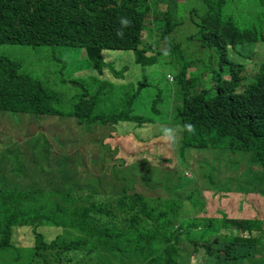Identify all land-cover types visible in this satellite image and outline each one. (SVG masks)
Listing matches in <instances>:
<instances>
[{
  "label": "trees",
  "instance_id": "trees-1",
  "mask_svg": "<svg viewBox=\"0 0 264 264\" xmlns=\"http://www.w3.org/2000/svg\"><path fill=\"white\" fill-rule=\"evenodd\" d=\"M241 1L0 0V48L5 47L0 54V145L11 142L15 152L9 162L18 172L12 169V175L27 179V186L15 188L0 177V250L15 248L14 230L20 229L31 236L25 240L31 246L23 247L26 264H184L188 249L191 264L239 259L264 264V213L254 204L228 217L229 202L239 193L250 195L248 203L253 194L264 199V61H256L264 52H255L264 48V0H244L246 12L240 11ZM182 4H189V12L178 7ZM160 6L166 10L156 14L152 40L145 19ZM192 16L198 18L191 22L192 32L183 40L172 37ZM124 19L130 24L123 25ZM45 47L80 49L87 57L84 66L95 86L77 84L81 93L65 114L53 106L58 66L35 76L22 72L24 62L10 54L12 48L31 53ZM246 48L248 59L236 62ZM130 51L143 70L155 69L156 86L171 90L166 96L145 90L143 76L128 81L129 68L119 65ZM210 52L217 61L200 73ZM44 117H74L78 125L70 129V144L51 132L29 137L33 148L41 142L33 153L52 173L40 188L37 177L19 173L22 155L15 132L24 136L25 125ZM104 128L112 131L102 135ZM86 132L92 135L86 145L96 149L86 148V159L69 161L66 148L74 149L73 138L82 141ZM113 134L126 141L123 149L111 142ZM167 137L173 150L141 148L147 140ZM53 144L61 145L62 153ZM125 149L158 159L149 166L143 158L127 172L134 159L123 154ZM112 154L119 163L110 165ZM83 161L87 173H82ZM103 165L121 169L93 176L90 169ZM137 172L154 181L178 173L179 182L147 195L137 191L147 185L136 179ZM257 185L261 192H255ZM41 229L56 234L47 241Z\"/></svg>",
  "mask_w": 264,
  "mask_h": 264
},
{
  "label": "rangeland",
  "instance_id": "rangeland-1",
  "mask_svg": "<svg viewBox=\"0 0 264 264\" xmlns=\"http://www.w3.org/2000/svg\"><path fill=\"white\" fill-rule=\"evenodd\" d=\"M177 2H181L183 3L185 0H176ZM184 4L179 5V8H182ZM187 6L189 4H186ZM187 6L186 9H187ZM183 7V8H185ZM240 11L241 12H246L249 10L248 7H246L244 0L241 1L240 4ZM253 8H256L255 6ZM163 10H166V8L164 6H160L156 9V11L154 12V14L148 15L146 16V21H145V27H148L150 30V38L153 40L154 37L156 38V31L153 29L154 25L152 23H154L157 15L159 14V12H163ZM189 12V9L185 10L186 12ZM193 20H198L197 17L192 16L190 17H186L184 24L180 25L175 33H172V37L177 36L178 40H183L184 36L190 32H192L194 26H192ZM187 24H190V27L187 26ZM262 26L260 27L262 30V35L264 38V22L263 24H261ZM159 30V29H158ZM22 48L19 49H14L12 48V51L10 52V54H12L14 57H17V61H20L21 63L24 62V65H27L28 62L33 58V62H31V64L22 67L21 71L22 72H30L32 74H34L35 76H40L43 77L46 74V70L49 66L52 65V68L54 70H56V65L58 66L59 70L56 73L55 79L53 81L52 84V90L55 93L57 99L53 102V106L55 108H57L59 111L68 113L69 112V108H70V104L74 101L77 100L79 97V94L81 93V89L79 87V85L77 84H81L89 89L94 88L95 84L93 82L90 81V75L89 72L86 68V66H84L85 64L88 63L87 61V57L84 51L80 50V49H72V48H61V47H45V48H39V50H36L37 52H24L21 51ZM152 50V48H151ZM150 50V51H151ZM160 51L165 50V48H159ZM5 51V47L0 48V54H2ZM149 51V50H148ZM22 52H24L23 54H21ZM110 52V51H109ZM256 54H260L262 52H264V48L260 47L258 50L255 51ZM109 54H114L113 53H109ZM126 57H124V61L121 62V65L129 68V75L127 76L128 81L135 79L133 77H142L143 78H147L146 81V85H145V90L147 91H155V92H160L163 96H166L169 92L168 89L169 87L167 86V89H163L158 85L157 80L155 78V69H151V68H146L145 70H143L141 67H139V65L135 64L132 60L133 57L130 54V52H125L124 53ZM11 55V56H12ZM109 56H113V55H109ZM146 58L150 56L149 53H147ZM250 56V51L247 52V48L244 50H240L238 57H236L235 61L236 62H240V61H244L246 59H248V57ZM215 57H217L216 53H212L210 52L209 54H207L206 56H204V58L202 59V62L200 64V66H202V69L200 70V73H204L205 71H210L212 66H213V61H217L213 60ZM164 58V57H162ZM55 59H56V63H55ZM166 59V58H165ZM117 61H121L118 60ZM256 61H264V53L256 60ZM27 63V64H26ZM35 64V65H32ZM55 65V66H54ZM118 66V67H119ZM253 69H258V66H251ZM117 68V66H116ZM150 70V72L148 71ZM157 75V74H156ZM61 77L63 82H57V78ZM167 79L170 82L174 81V76H172L171 74L167 75ZM141 80V79H136V81ZM164 85H167L166 82H164ZM47 126V127H44ZM74 126V123L71 122L70 119L64 118V119H59V118H44L42 120H39L37 122H34L33 124H27L25 125V129L26 132L24 134V136L19 135L17 132H15L16 136H17V140L19 142V151L20 154L22 155V158L19 164H17L18 168H19V173L21 174H26L27 176L25 178L28 177V173L29 175L33 178V177H37L36 180H38L39 182H37V185L40 188H45L47 186L48 181H50V178L52 177V173L50 171V169L46 166L43 165L39 159L37 158L38 156H36L33 152L36 148L40 149L42 148V144L40 141H37L36 143V147L33 148V140H28L30 136H37V135H41V134H48V133H52L53 135H60L61 140L67 144H70L68 140H66L68 134L72 137L74 135V133L70 132V129ZM109 129V130H108ZM83 130V129H82ZM112 131V129L107 128V129H102L101 134L103 135H107V132ZM150 137L153 134V131L150 130ZM87 133V132H86ZM149 142H147V144L143 143L141 148H147L153 152L156 153V147L157 146H161L162 148L166 149V148H171L170 150H173L175 147L172 144L171 138L168 141V137L165 140L163 138V140H157V139H152V140H147ZM14 142V141H13ZM57 142V141H56ZM75 142V148L74 149H68L64 152L65 156L69 158V161L73 160H78V159H86V155L84 154V151L86 148H89L91 150H95L96 146H91L88 147V144L92 143V138L90 136H85L83 138L82 141H77V139L74 137L72 140V143ZM111 142L116 143V146L118 147V150L123 149L126 146V141L123 139L119 140V135L117 134H113V137L111 139ZM8 145H5V143L0 145V154L2 150H6L4 157H0V177L1 176H6L7 178L10 179V181H13V185L15 186V188L17 186H27V179L22 178L20 175H12L14 173H18L14 171V165L9 162V159L11 158V154H13L15 152L13 146L10 147L11 142L9 140H7ZM135 143V141H134ZM87 144V145H86ZM172 145V146H171ZM54 148H55V152L57 154L62 153L61 150H63L64 148L61 145L58 144H53ZM140 146V145H139ZM155 146V147H154ZM10 147V148H8ZM136 148V147H135ZM45 151V150H44ZM123 154L126 153L129 156H133L134 161H130V164H128L124 169H128L129 165H133V164H137L139 161H142L143 158H146L145 161L148 163V165L150 166V163H156L155 161L158 158H155L154 156H152L149 152L144 151L142 154H128L127 151L130 150H123ZM67 152V153H66ZM133 151H130V153H132ZM137 152V150H136ZM115 153H118L115 150ZM45 155H49L48 153H44ZM110 154V153H109ZM123 154H120V156L123 157ZM115 154H112V156H109V162L110 165H114L113 162L119 163V160L117 158H114ZM117 157L118 154H117ZM27 159V160H26ZM26 160V162H24ZM144 160V159H143ZM129 161V160H128ZM23 162V163H21ZM84 162V166L82 169V173H87V162ZM125 166V164L123 165ZM119 167V166H118ZM14 173H13V171ZM119 170L121 168H115L114 166H111L110 169L107 168L105 165L101 166V170L100 168L94 167L91 168L90 171L92 173V175L97 176L99 173H111L112 170ZM101 171V172H100ZM74 173H81L78 172L76 170L73 171ZM128 172V170H127ZM42 173H46L45 178L44 175ZM47 173H51V174H47ZM138 173V172H137ZM253 174V173H251ZM143 172H139L136 175V179L139 181H146L144 183H147V185L145 187H138L137 186V191L141 192V193H145L147 195H152V189L153 188H157L158 187V191H160V188L163 189H169L170 186L172 184H177L179 182V178H178V173H172L171 176H169L167 179H163L162 177L156 179L155 181L153 180V178H151L150 176H146V178L143 180L142 176H143ZM155 175V174H154ZM186 175L188 177H190V173H186ZM255 176H257L256 174H253ZM28 184H30V182H28ZM118 187V186H117ZM256 191L255 192H261L262 189L261 187L259 188L258 185L256 186ZM251 192V191H250ZM250 196V195H249ZM249 198V197H248ZM246 201L243 196H236L233 199V207H239L240 203ZM242 206H245L244 204ZM263 227H264V222H263ZM48 230V229H47ZM46 229H41L40 232L42 234L45 235V238L47 241H51L56 232L55 231H47ZM28 233H26V231L24 230H20V229H16L14 230V234H13V243L15 248L12 249H8V250H0V264H26L27 262V258H28V251L27 248H23L24 246H31L30 244H27L25 242L26 238L28 237ZM30 236V235H29ZM31 237V236H30ZM31 239V238H30ZM242 252L244 251L241 250ZM251 254V253H250ZM245 256V255H243ZM17 257V260L15 261L14 258ZM66 259H68V256L64 257V262H66ZM240 262H235L234 264H242L241 259H239ZM73 261V260H72ZM184 264H191L194 261V257L192 255V252H190V249L187 250V252L184 255ZM66 264V263H63ZM212 264H217L216 261H213Z\"/></svg>",
  "mask_w": 264,
  "mask_h": 264
},
{
  "label": "clouds",
  "instance_id": "clouds-1",
  "mask_svg": "<svg viewBox=\"0 0 264 264\" xmlns=\"http://www.w3.org/2000/svg\"><path fill=\"white\" fill-rule=\"evenodd\" d=\"M145 21H146V19H145ZM121 23L123 24V25H129L130 24V21H128L127 19H124V20H122L121 21ZM130 54L132 55V57H133V62L135 63V64H138V62L135 60V56H134V53L132 52V51H130ZM255 71L256 72H258L257 71V69H255ZM45 118V117H44ZM52 118H55V117H52ZM59 119H61L60 117H58ZM64 118H67V119H70L71 120V122L72 123H74V126H77L78 125V123H77V119L76 118H74V117H62V119H64ZM187 127V130L189 131V132H192L193 131V126L192 125H187L186 126ZM73 128V127H72ZM91 133H86V135H88V136H92V135H90ZM67 139H68V141H69V143H70V140H71V136L68 134V136H67ZM79 141H81V140H79ZM257 195L258 194H253V199H251V200H249V203H248V197H249V195H245V196H243V193H239V196H243V198L246 200V201H244L243 200V202H241L240 203V205H239V207H233V199L234 198H232V200L229 202V205H228V208H230L231 209V213L230 214H228V217L229 218H232V217H235V215L238 213V210L240 209V208H243L245 211H249V209H248V207H250V205H254V204H256V207H257V209H259L261 212H263L264 213V199H263V197H257ZM245 205V206H242V205Z\"/></svg>",
  "mask_w": 264,
  "mask_h": 264
}]
</instances>
